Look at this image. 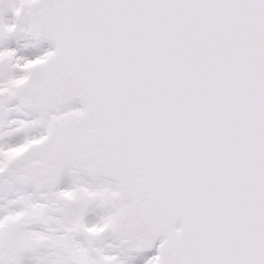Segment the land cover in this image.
<instances>
[{
    "label": "snow or ice",
    "instance_id": "6c2138e0",
    "mask_svg": "<svg viewBox=\"0 0 264 264\" xmlns=\"http://www.w3.org/2000/svg\"><path fill=\"white\" fill-rule=\"evenodd\" d=\"M0 264H264V0H0Z\"/></svg>",
    "mask_w": 264,
    "mask_h": 264
}]
</instances>
